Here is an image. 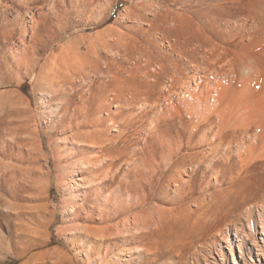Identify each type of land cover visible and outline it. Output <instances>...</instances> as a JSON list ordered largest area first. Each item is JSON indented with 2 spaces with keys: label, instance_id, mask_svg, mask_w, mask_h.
I'll return each instance as SVG.
<instances>
[{
  "label": "rangeland",
  "instance_id": "374dc122",
  "mask_svg": "<svg viewBox=\"0 0 264 264\" xmlns=\"http://www.w3.org/2000/svg\"><path fill=\"white\" fill-rule=\"evenodd\" d=\"M197 1L0 0V93L12 91L23 99L15 112L6 113L0 106L1 158L4 162L24 169L33 168L35 171L40 169L41 172H48L47 179L42 183L44 192L41 198L50 210L56 213L53 222L47 218L43 219L39 232L33 235L34 240L38 243L45 242V245H30L25 252L26 258L20 259L19 255L24 250L17 243L18 234L21 232L18 221L6 215L9 211L5 206H0V264H52L58 259V255L65 254L73 260V264H86L88 257L91 264H179L177 255L180 253L191 261L189 264H192L190 253L195 252L194 249H206L204 244L206 241L202 239L208 240L220 226L224 227L232 220L235 221L233 213L235 216H241L245 212L247 203L242 198L231 199V202H234H228L232 207L226 205L225 209L229 206L228 210L224 211L226 214L218 216L220 212L218 208L219 212L216 214L218 221L214 219L211 221L212 225L206 227L201 223V226L197 225L198 229L194 222L200 214L188 215L183 212L186 215L182 213L174 226L167 227L164 232L157 235L154 231V235L135 244L130 241L124 242L119 235L107 237L102 242H86L77 236H81L80 231L73 229L77 225L83 228L94 227L93 229L110 226L115 228L128 217L131 218L141 212L135 210L134 205L140 188L152 190L147 207L158 206L161 209L173 210L183 208L186 204L195 209L196 198L204 196L208 198L210 194L217 192L220 186H225L221 181H215L213 171L208 170L204 173L200 171L192 176L193 193L186 200L175 193L173 168L179 164L177 169L183 170L182 159L185 154L192 158V155L202 152L200 148L186 149L182 143L185 144L191 139L194 146L201 138L202 132L193 134L191 138V130L196 120L188 121L187 118L180 120L179 115L175 119H170V115L174 114L173 110L169 113L164 110L151 112V105H154L158 98H161L160 103L163 105L164 99L179 88L183 80L194 75L193 66L198 62L199 55L192 57L194 55L187 52L184 56L179 53L183 52V49L180 50L178 47L181 46L179 45L181 41L194 31H189L187 26L181 23L183 11H200L198 10L201 8L198 6L200 1ZM185 4L190 8L192 4L195 8H186ZM224 11L243 10L235 6ZM57 14L60 18L64 17L61 18L64 24L57 20ZM173 18H177L178 24L176 23L177 26L174 27L178 29L177 31L171 27ZM66 25L68 26L66 33L61 34V40H56L60 28ZM174 39L179 41H177L179 44L176 43L177 46L174 45ZM69 43L75 48L73 66L69 70L62 69L60 77L73 76L74 80L76 79L78 91L73 102L78 106L82 105L83 101L89 102L87 104L90 107H88L90 123L88 122L87 129L68 136L72 138L77 133L92 132L96 128L103 132L102 138L97 134L91 136L89 142L87 141V147L80 146L79 150H76L72 142L66 141L62 134L66 122L60 121L62 115L61 110L58 111L60 101L56 99L54 93L60 89L59 75L57 76V72L51 71V67L46 65L48 57L58 53ZM32 61H38L34 73L29 71ZM87 74L90 79L84 80ZM145 99L151 104L144 106ZM158 121L160 127L154 130L152 135L151 128H155ZM34 129L40 132L38 140L43 143V156H47L46 161L40 159L37 161V152L33 150L37 148L36 144H33V148L29 144L32 142L29 133ZM100 139L104 141L100 143ZM93 140L94 142L98 140L95 146H92ZM99 147L102 148V153ZM134 149H137V152L132 156L131 152ZM177 149L180 150L179 154L174 156V162H178L170 169L166 166V160L169 154L175 153ZM151 154L157 162L154 166H159L154 185L141 180L149 171L148 168L143 169V160ZM99 155L102 157L100 161ZM20 157L24 158L22 162ZM191 158L188 160L189 163ZM87 161L92 163L88 164ZM81 163L85 164L84 167L80 165ZM87 165H90L91 178L95 174H101L95 182L99 187L96 190L89 188L87 192V187L83 186V192L78 194V189H72V186L79 180L90 177L89 174L83 173V170L89 168ZM259 194L255 192L249 199L260 201ZM75 197L76 200L73 202ZM172 197L176 200L174 203L168 201ZM6 198L9 204L16 206L20 204L11 194L6 195ZM84 202H88L92 213H88L90 218L88 221L79 222L78 218L86 216L82 212ZM216 210L217 208L214 211ZM67 211L69 214L64 218ZM202 216L201 214L200 217ZM199 226L201 231L203 229L204 235L200 234ZM204 229L211 233L205 234ZM188 234H192L190 236L194 240L190 241ZM186 236L188 237L184 239ZM192 241L195 245H192L194 244ZM220 243L222 258L219 256V246L217 250H204L203 254L208 256L211 264L215 261L218 264H233L227 245ZM178 245L180 249L184 248L181 252ZM46 251H50V254L43 260L27 263L31 256H39ZM234 251L238 264H243L238 256L237 246L234 247ZM201 264L206 262L203 260Z\"/></svg>",
  "mask_w": 264,
  "mask_h": 264
},
{
  "label": "bare ground",
  "instance_id": "6f19581e",
  "mask_svg": "<svg viewBox=\"0 0 264 264\" xmlns=\"http://www.w3.org/2000/svg\"><path fill=\"white\" fill-rule=\"evenodd\" d=\"M197 2L200 4L198 5L199 8L201 7L198 9L200 11H183V19H181V23L183 22L189 31L194 30L193 33L185 37L181 41V44L176 39H174L175 44L173 43L175 46L177 44L181 45L178 48L183 49V52L179 53L184 56L187 52L193 54L194 56L192 57L199 55L198 62H195L193 66L194 75L192 74V77L183 80L181 83L179 82V88H176L171 93L169 92L171 95L164 99L163 102L165 103L163 105L160 103L161 98H158V101L154 102V105H151V112L164 110L169 113L170 110H173L174 114L172 113L170 115V119H175L179 115L180 120L185 118L187 120H196L195 126L191 130V138L193 134L202 132L201 138L198 142L196 141L197 143L194 146L191 139H188V142L185 144L182 143L186 149L200 148L202 152L192 155L193 159L190 155L185 154L182 159L183 170H178L177 167L179 164H175L177 167L175 166L176 168H173L175 169V175L173 176L175 182L173 183V185L175 184L174 192L186 200L193 193L192 176L198 174L200 171L204 173L208 170L213 171L216 182L221 181L222 185L225 186H220L219 190L210 194L208 198L207 196L196 198L194 201L195 209H191V205L186 204L183 208L173 210L161 209L158 206L147 207L150 202L152 190L146 191L140 188L138 189L134 205L135 210L141 212L134 214L131 218L128 217L122 223L116 225L115 228L110 226L93 229L94 227L84 226L83 228L77 225L73 229L80 231L81 236H77L86 242H102L107 237L119 235L124 242L130 241L135 244L145 241L148 237L154 235V231L157 235V233L164 232L163 230L167 227L174 226L178 222L177 219L181 218L183 212L188 213V215L200 214L196 222H194L197 229V225L200 224L201 226V223L203 226L205 225L204 227L212 225L211 221L217 218L216 214H218L219 209L218 216H221L220 214L223 216L224 211L228 210L229 206L227 209L225 207L226 205H230L231 199L237 200L242 198L247 203L245 212L241 216H235L233 213L232 217L236 219L235 221L232 220L231 223L225 224L226 226L222 225L224 227L218 225L220 227L213 236L209 237L208 240H205V238L202 239L206 241V243L202 241L206 249H194L195 252H193L194 250L192 248L193 253H190V250L188 252L191 254L189 255L191 260H193L192 264H201L203 260L206 264H211V260L203 252H205L204 250H217V247L221 244L220 242H222L227 245L226 248L230 252L233 264H238L234 251L235 246L238 247V256L243 261V264H264V0H198ZM185 6L186 8H190L186 4ZM235 6L237 9H242L243 11H224L227 9L230 10ZM192 7L195 8L191 4ZM61 18L57 14V20L64 24ZM172 21L173 24L171 23V27L173 26L174 28L178 24L177 18H173ZM67 27L66 25L60 28L61 30L57 34L56 40H61V34L66 33ZM177 30L175 29V31ZM74 55V45L69 43L63 46L58 53H54L51 57H48L46 65L51 67V71H56L57 76L59 75L58 82L60 89L54 93H56V99L60 101L58 110L62 112L60 121L66 122L62 134L66 137V141L72 142L76 150H79L80 146L87 147L91 136L93 137L97 134L99 138H102L103 132L98 131L95 127L96 129H93L92 132H80L72 138H70V135L68 136V134L82 131L84 128L87 129L90 123L89 104H87L89 102L83 101V104L80 106L73 102L74 95L78 91L75 85L76 79L74 80L73 76L60 77L62 69L67 68L69 70L73 66L72 57ZM37 64L38 61H32L30 63V73L35 72ZM172 64L174 65V63ZM85 78L83 79H90L89 74ZM155 84L157 86V83ZM22 100L19 95L12 91L0 93V106H2V109L6 113L17 111L18 104ZM149 104H151L149 100L147 101L145 99L143 105L146 106ZM158 124L159 121L156 123L155 128H151L152 135L154 134V130H158L160 127H158ZM183 128H185V125ZM29 134L32 139V142L29 144L33 148V144L35 143L37 147L36 149L33 148L38 155L36 160L46 161L47 156H43V143L38 140V134L40 132L34 129ZM103 141L104 139H100V143ZM91 142L92 146H95L98 140L97 142H94V140ZM161 143L165 145L163 140H161ZM99 149L102 153V148L99 147ZM179 150L177 149L175 153L169 154L166 160V166L168 168L174 165L175 162H178H174V156L179 154ZM136 152L137 149H134L131 155L133 156ZM1 154L0 152V206H5L6 208H4L9 211L6 215L18 221V227L21 232L18 234L17 243L24 250L19 255V258L24 259L26 258L25 252L30 245H45V242L38 243L33 237L34 234L39 232V227L43 225V219L47 218L53 222L56 218V213L52 212L49 206L44 203V199L41 198L44 192V184L42 183L47 179L49 173L45 171L41 172L40 169L37 171L33 168L24 169L10 162H4ZM101 158V155H99V161ZM189 158H191V163L188 162ZM30 159L35 160L33 158ZM23 160L24 158L20 157V161L22 162ZM91 161H87L88 164L92 163ZM156 163L152 154L143 160V169L148 168L149 171L146 172L145 176L141 177V180L151 185L155 184V174L159 172V166H154ZM85 164L81 163L80 165L83 166ZM101 164L102 162L99 165ZM89 166L87 165V167ZM83 167L81 168L83 169ZM89 169L90 167L83 170V173L89 174L90 177L79 180L72 186V189H78V194L83 192V186L87 187V192H89V188L96 190L99 187V184L95 182L101 177V174H95L91 178ZM3 192L6 195L11 194L13 199L20 204L18 206L9 204ZM255 192L261 194H259L261 196L260 201L255 202L249 199ZM75 200L76 197L73 199V202ZM168 201L174 203L176 200L172 197ZM187 202L188 200L185 201V203ZM215 204H217L216 207ZM214 207L217 208L216 211H214ZM209 210L214 212H210ZM82 212L86 216L84 218H78V221H88L90 219L88 213H92V209L89 210L88 202H84ZM67 214H69V211L65 213L64 218L67 217ZM201 214L203 215L202 217H200ZM216 220L218 221V219ZM259 228L261 229L260 231ZM192 230L194 232V228ZM202 231L200 230L201 233H199L202 234ZM206 233L208 232L205 231ZM190 235L192 236V234ZM190 235L188 234V236ZM202 235L201 237H203ZM191 236L189 237L190 241L193 238ZM184 239L182 238V240ZM180 242L182 243L181 240ZM192 242L188 244L191 245ZM179 245L178 247L181 252V249L184 248L180 249L181 245ZM192 245H195V243ZM220 248L221 245L219 246L220 251L218 252L220 258H222L223 252ZM141 249L145 250V248ZM172 249H174L173 251L176 250L173 247ZM147 251L150 250L147 249ZM49 254L50 251H46L39 256H31L27 263L43 260ZM184 256L182 253L178 254V261L181 264H189L191 261L189 262V259ZM87 259L86 264H91L90 257ZM72 261L66 254L58 255V259L52 264H73ZM214 264H218V262L215 261Z\"/></svg>",
  "mask_w": 264,
  "mask_h": 264
}]
</instances>
